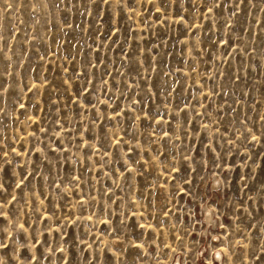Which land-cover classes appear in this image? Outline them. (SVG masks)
I'll use <instances>...</instances> for the list:
<instances>
[{"label": "rangeland", "instance_id": "rangeland-1", "mask_svg": "<svg viewBox=\"0 0 264 264\" xmlns=\"http://www.w3.org/2000/svg\"><path fill=\"white\" fill-rule=\"evenodd\" d=\"M262 249L264 0H0V264Z\"/></svg>", "mask_w": 264, "mask_h": 264}, {"label": "bare ground", "instance_id": "bare-ground-1", "mask_svg": "<svg viewBox=\"0 0 264 264\" xmlns=\"http://www.w3.org/2000/svg\"><path fill=\"white\" fill-rule=\"evenodd\" d=\"M206 222L208 223V224H216V220L217 219H215L214 218V215H213V211H211V210H206ZM210 226V225H209ZM218 252V251H217ZM201 254V253H200ZM223 254H224V252L222 253H218V255H217V257H216V260H217V262H222V260H223ZM211 262V261H210ZM176 264H182L181 263V260L180 259H177V261H176Z\"/></svg>", "mask_w": 264, "mask_h": 264}, {"label": "snow or ice", "instance_id": "snow-or-ice-1", "mask_svg": "<svg viewBox=\"0 0 264 264\" xmlns=\"http://www.w3.org/2000/svg\"><path fill=\"white\" fill-rule=\"evenodd\" d=\"M105 2H107V0H105ZM208 11H209V12H211V11H212V9H208ZM253 139H256V138H255V137H253ZM261 251H262V252H264V249H262ZM256 259H257V260H259V259H260V257H256Z\"/></svg>", "mask_w": 264, "mask_h": 264}]
</instances>
